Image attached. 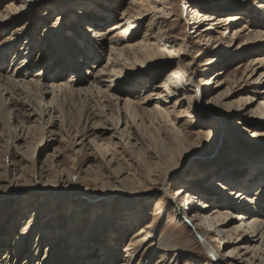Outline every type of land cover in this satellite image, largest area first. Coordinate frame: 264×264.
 Returning a JSON list of instances; mask_svg holds the SVG:
<instances>
[{
  "label": "rangeland",
  "instance_id": "obj_1",
  "mask_svg": "<svg viewBox=\"0 0 264 264\" xmlns=\"http://www.w3.org/2000/svg\"><path fill=\"white\" fill-rule=\"evenodd\" d=\"M209 1V6H196L192 0H48V4L38 0H4L0 4V18L8 23L5 30H0V44L13 43L9 59L14 52L23 51L24 44L30 41L35 50L29 55L25 52L24 59H29L32 66L41 59L44 67H52L50 72L54 75L60 70L54 66L58 55L53 56L57 26L62 25L66 47L87 53L83 41L97 29L96 23L103 33L120 17L123 21L137 17L132 41H142L135 49H119L120 54L113 51L112 59H117L115 66V61L112 63L113 69L116 67L123 78H128L146 69L148 63L173 61L158 73L150 69L147 76L140 78L133 94L142 93L144 97L145 91L152 90L150 99L155 98V92L164 88L162 79L174 65L176 68L181 65L176 71L178 78L190 75L201 90L208 87L209 92L199 100L208 110L221 114L226 122L220 130L216 124L198 116V104L185 94L174 108L170 107L173 101L167 104L168 111L171 110L169 116L160 111L153 114L143 110L144 104L139 103L133 105L137 113L130 110L127 115L122 112L125 97L137 98L128 95L127 88L113 94L94 90L86 95L77 92L59 95L57 121L49 126L32 111H38V97H25L22 91H16L13 95L18 101L16 109L8 108L4 112L7 115H3L15 117V123L7 129L0 117V256L11 249V261L23 264L33 255L40 260L54 246L59 256L68 261L66 264H87L88 253L96 250L101 242L113 240L115 248L111 249L108 244L102 254L104 261L109 260L108 264L111 257L116 258L114 264L125 258H129V264H157L158 260L160 264H213L208 263V254L196 234L175 217L167 196H172L180 187L199 192L202 182L209 184L221 176L223 181L219 182L227 186L236 184L240 189L245 186L251 196L262 199L264 98L260 95L264 92V80L258 81L264 73L260 63L264 53H258L260 48L255 45L264 39L260 34L264 33V0H245L242 10L237 12L223 9L222 0ZM233 13L240 17L233 24L228 19L207 21L211 14L224 17ZM91 14L101 16L102 20H91ZM79 18L86 20L76 28L86 31L84 36L76 33ZM125 27L131 35V27ZM114 35H108L109 43H113L114 49L121 48L127 34ZM109 43L102 50L104 55L110 49ZM252 43L255 45L249 46ZM169 44L183 53V57L172 55L173 51L167 48ZM47 51H52L51 57L43 56ZM116 53L119 55L114 58ZM208 58L220 60L208 67ZM91 61L92 58L87 62ZM207 67L210 70L206 71ZM65 71L67 79L70 69ZM219 71L222 72L217 80L214 74ZM255 96L263 99L248 105L246 100ZM120 111L123 117L115 128L112 120ZM193 153L198 154L194 162L190 161ZM220 166L242 175L222 177ZM225 185L221 186L225 188ZM234 192H228L227 199H234ZM123 197L134 198L127 215L123 211ZM185 198L193 200L189 193L180 200L181 204ZM262 204L264 215V200ZM31 217L33 220L25 229ZM157 224V238L168 236L170 240L164 252L152 255L149 253L154 241L148 238ZM200 229L205 240L223 254L222 236L210 235L202 226ZM139 230L141 233L134 237ZM95 232L100 241L95 239ZM17 240L22 244L18 247L21 252L16 255L12 248ZM54 260L51 256L47 264H54ZM57 260L60 264L61 260ZM259 260L254 264H264V256ZM238 263L253 264L252 261Z\"/></svg>",
  "mask_w": 264,
  "mask_h": 264
},
{
  "label": "bare ground",
  "instance_id": "obj_2",
  "mask_svg": "<svg viewBox=\"0 0 264 264\" xmlns=\"http://www.w3.org/2000/svg\"><path fill=\"white\" fill-rule=\"evenodd\" d=\"M4 0H0V4ZM10 1V0H9ZM48 0H38L39 3L41 4H48ZM8 2V1H7ZM187 2V1H186ZM192 2L196 6H202V5H210L209 0H192ZM199 3V4H198ZM7 4V3H6ZM189 4V3H188ZM244 4H246L245 0H222L220 2V5L223 6V9H227L230 11L237 12L238 10H242L244 7ZM9 5V4H8ZM195 6V7H196ZM260 6V5H259ZM13 7V6H10ZM8 7V8H10ZM194 7V6H193ZM238 7V8H237ZM230 8V9H229ZM236 8V9H235ZM264 8V7H263ZM128 18H130L131 14L129 9H126ZM125 12V14H126ZM76 13V12H71V14ZM100 13V12H99ZM198 13V12H197ZM196 13V14H197ZM199 12V15L200 16ZM79 14V13H76ZM3 15V14H2ZM97 15V14H96ZM94 14H91L89 18L91 20H99L100 17L105 16L103 13H100L99 17H97ZM126 15V18H127ZM211 17L207 21H224V20H231V23H236L237 21L240 20V17L237 16L235 13L233 14H227L224 17L222 16H213V14L210 15ZM108 18V17H107ZM119 18V17H118ZM237 18L239 20H237ZM123 19V18H122ZM120 17V20H115L112 24L108 25L107 28L105 29V32H99L100 28L98 25L95 26V31L98 30V32L93 31V34L91 36L88 34L87 37L83 41V48L85 51L87 50V53L80 52L75 48L72 47H66V44L62 38V25L57 26L55 28L56 34L53 35L55 39V50L53 56L58 55L57 59L54 61V66L60 67V70L54 75L52 74L53 72H50V69L52 68L51 66H46L42 65L41 59L38 60L37 64L31 65V63L24 59V53L30 54L32 51L34 52L35 46L34 44L31 45L30 41L26 42L24 44L23 51H18L14 52L11 56V59H9V52L13 46V43L10 42H3L0 44V117L3 120V123L7 126L12 125V123H15L16 118L15 117H9V116H3L7 115L5 114V110L8 108L14 107V110L16 109L15 107L18 105L17 98H14V94L16 91H22L25 95V97L32 98L33 95H36L38 97V111L32 110L36 112L37 117L42 120L48 122L49 126H52L57 121L56 117V110H59V105H58V97L59 95H63L64 93H86L87 92H92L94 90H97L99 93H111L113 94L114 91L118 90H125L128 88V91H126L129 94L135 93L134 90L138 86L140 78L147 76L149 70H154L157 73L160 72L161 68L164 66H167L170 64L173 60H168L166 62H158V63H148L146 69H140L137 73L132 74L128 78H123L120 73H118L116 67L113 69L112 63L117 59L113 61V55L112 52L120 51L125 48L127 49H135V45L138 44L142 39L138 40H133L132 41V35L136 32V22L138 18L134 17L131 20L124 19L123 21ZM102 20V19H100ZM113 20V19H112ZM77 26H75V29L79 26L78 24L82 21H86L85 19H78ZM88 21V20H87ZM94 24V23H93ZM196 24V23H195ZM8 23L6 22L5 19L0 18V30L3 29L5 30L6 26ZM129 25L131 29V35H128L126 30V27ZM264 25V24H263ZM80 28V26L78 27ZM121 30V31H118ZM209 30V29H206ZM87 34L86 31L76 29V33L80 35H85ZM198 30L194 31L193 33L196 34ZM110 33H114V36H119L123 37V34H127L125 37L126 39L123 40V45L122 47H118L114 49L112 47L113 43H109V38L107 39L108 35ZM260 33V31H258ZM51 34V33H50ZM238 34V32H237ZM261 35L264 33H260ZM1 36V34H0ZM199 35H196V38ZM241 34H239L238 37H240ZM118 39V37H117ZM250 40V39H249ZM87 43V44H85ZM110 44V49L108 53H105V55L102 53V50H105V46L107 44ZM165 43V41L163 42ZM167 43V42H166ZM170 43V42H168ZM122 44V43H121ZM16 45V44H15ZM255 44L252 43L249 46H254ZM168 49L173 51L171 53L172 55L178 54L177 56L179 58L183 57V53L177 52V49L173 48L172 44L167 45ZM256 47L260 48L258 50V53H264V39L257 42ZM25 47V48H24ZM70 48V50H69ZM72 49H75V52L72 51ZM255 50V49H254ZM123 51V50H122ZM130 51V50H129ZM113 52V53H114ZM136 52V51H135ZM177 52V53H174ZM255 52V51H254ZM74 53V54H73ZM77 56H76V54ZM89 56L87 57V54ZM119 54L121 52H118ZM116 53L115 57L116 58L119 54ZM170 53V52H169ZM9 54V55H8ZM51 57L52 51H47L44 53L43 56L47 55ZM90 55H92L90 57ZM93 59L92 63H88L89 59ZM260 58V57H259ZM7 66H5L6 61ZM212 60L211 58H208L207 64H209L208 67L214 66L217 61H219V58H214ZM105 60V61H104ZM116 61L114 66L116 65ZM105 62V63H104ZM181 62L177 63L178 65ZM261 67L264 68V58L261 60ZM214 64V65H211ZM211 65V66H210ZM87 67L84 69V67ZM118 67V66H117ZM177 67V66H176ZM175 65L171 68V71L162 79L161 83L162 88L161 90L155 92L156 97L153 99H150L152 94V90L150 91H145V96L141 95L138 93L137 95L133 94L134 97L136 96L137 98H133L132 100L129 99V97H125V104L122 107L125 111L122 110V112L128 115V112L133 110V113H137V110L134 104H144L142 106L143 110H148L151 113L155 112H164L168 116L171 113V110L168 111L167 104L171 103L172 105L170 106L171 108H174L175 104H180L182 102V98H180L181 95H190L192 96V99L198 104L197 106V115L200 116L203 119H206L209 122H212L218 126V128L223 129V125H225V119L222 117L221 114L215 111L208 110L206 108V105L202 104L201 101L199 100L205 92H209L208 87L204 90H201V86H196L195 81L193 79V76H184L186 78L179 79V75H177L176 71L177 69L180 70L181 65L179 68H176ZM206 68L205 70H210L209 68ZM165 68V67H164ZM65 69L69 70L70 69V74L68 78H64L65 74ZM212 69V68H211ZM36 70V71H35ZM35 71V72H34ZM190 72V71H189ZM222 71L216 72L214 75L215 79L218 80L219 74ZM183 74V73H182ZM225 74V73H223ZM154 76V75H153ZM157 76V75H156ZM261 79L258 81L261 83L264 80V73H261L260 75ZM141 78V79H142ZM65 79V80H64ZM220 81V80H219ZM217 81V82H219ZM258 83V84H259ZM221 84H218L217 86H220ZM264 85V84H262ZM207 86H209V83H207ZM210 87V86H209ZM160 89V86H159ZM166 89V90H165ZM260 92V91H259ZM96 93V92H95ZM88 94V93H87ZM91 94V93H90ZM154 94V96H155ZM93 95V94H92ZM91 95V96H92ZM84 96V95H82ZM142 96V98L138 97ZM258 96V94H257ZM260 96H263L264 98V92L261 93ZM24 97V96H23ZM22 97V98H23ZM28 98V100H29ZM185 98V97H184ZM255 96V98H248L246 100L247 104H254L260 99L263 98H258ZM88 99V98H87ZM24 100V98H23ZM37 100V99H36ZM89 100V99H88ZM179 100V101H178ZM257 100V101H256ZM30 101V100H29ZM154 101V102H152ZM263 101V100H261ZM28 103V102H27ZM264 103V102H263ZM152 105V107H148L149 105ZM31 105V103H30ZM264 105V104H263ZM29 106V105H28ZM34 106V104H33ZM32 106V107H33ZM42 106V107H41ZM31 107V108H32ZM138 107V106H137ZM30 108V109H31ZM35 108V107H34ZM87 112V111H86ZM121 112V111H120ZM122 112L119 114L118 117L113 118L112 121L115 123V128H118V125L121 122V119L123 116ZM142 112V110H141ZM29 113V112H28ZM150 113V114H151ZM89 114V113H88ZM87 114V116H88ZM142 114V113H141ZM154 116V115H153ZM167 116V117H168ZM172 118V117H171ZM176 118V117H175ZM170 120V119H169ZM157 121V120H156ZM171 121V120H170ZM176 125V124H175ZM90 129V128H88ZM87 129V130H88ZM129 129V128H128ZM183 130V129H182ZM209 130V129H208ZM91 131V130H90ZM179 132V131H178ZM89 132H86L87 134ZM223 133V131H221ZM178 134V133H177ZM95 139V138H94ZM98 143V142H97ZM105 146V145H104ZM109 146V145H108ZM107 148V147H106ZM198 154H192L190 161L194 162L198 157ZM189 161V162H190ZM188 162V163H189ZM225 167V166H224ZM223 166H220V170L222 171V177L224 176H234V177H239L242 175V173H234L233 170H231L228 167L224 168ZM223 169V170H222ZM230 169V170H228ZM232 171V172H231ZM219 178V179H218ZM214 180L213 182L206 184L205 182H202L201 184V190H198L199 192H196V189L194 191H191L185 188H177L175 192H173L172 196H167L168 202L172 204V209H173V214L175 217L183 222L184 224H187L189 228L196 234L198 238V242L201 244L202 248L205 250L206 254H208V263L211 261L213 264H239L243 263L244 261H252L254 264L255 262L258 263L260 262V256H264V215L263 209L261 208L262 200H264V194L261 196L262 199L259 200L256 198V196H251L249 193V190L244 186V189H240L239 185L236 184H231L230 186L228 184L225 185L223 182V178L218 177ZM227 178V177H225ZM250 178V177H249ZM123 179V178H122ZM235 179V178H233ZM246 180V179H245ZM250 181V179H248ZM120 182V180H118ZM255 181V180H254ZM253 182V181H252ZM257 183V182H256ZM189 184V183H188ZM187 184V185H188ZM221 185H225V188L222 187ZM244 185V184H243ZM253 185V184H252ZM250 186V184H249ZM236 187V188H235ZM252 187V186H251ZM227 189V191L225 190ZM236 189V190H234ZM233 191H237V195L234 199H227L229 197V193L232 194ZM243 191V192H241ZM194 192V193H193ZM229 192V193H228ZM58 193V192H57ZM63 192L59 193L62 194ZM190 193V198L193 200H190L188 198H185L184 204H181L180 200L187 195L189 196ZM215 196H214V194ZM250 195V196H249ZM258 195V194H257ZM60 196V195H59ZM133 199L132 197H123L124 203H123V211H125L126 215L130 213L132 210V205H133ZM257 204V205H255ZM252 205H255L254 207ZM259 209V210H258ZM34 216V215H33ZM32 216V217H33ZM131 216V215H130ZM31 217V220L29 223H27V226L25 229H27L30 226V222L33 220ZM93 217V216H92ZM110 217H106V219H109ZM129 218V215L127 216L126 220ZM101 218H99L100 220ZM93 220V219H92ZM90 220V222L92 221ZM205 228L206 231L210 233V235L213 233L215 235H221L223 240V249L225 250L223 254L218 253L213 246L208 243L204 236H202L200 232V227ZM111 228V227H110ZM45 231H47V227L43 228ZM138 230V229H137ZM159 230V224H157L153 228L152 235H149V240H153V247L150 246V253L149 254H154L155 252L162 251L164 252L165 246L169 244L170 237L164 236L162 238H157V233ZM25 231V230H24ZM142 231V230H141ZM141 231H135L136 233L133 235L134 237H137ZM47 233L45 232V235ZM60 233L58 234V236ZM93 235H95V239L98 238V234L95 232ZM145 237V236H144ZM3 238V237H2ZM144 238H142L140 241H142ZM97 240L100 241L98 238ZM137 240V239H135ZM146 240V239H145ZM145 243V242H144ZM22 244V241L18 244V240L14 243L13 253L16 255L20 253L21 251L18 250V247ZM108 244L111 245V249L115 248V241L111 240H105L104 242H101L96 250H92L90 253H88L85 256V259L88 260L87 264H108L107 261L103 260V253L107 249ZM173 245V244H172ZM16 246V247H15ZM169 246V245H168ZM86 248V246H85ZM129 249V248H128ZM173 249V248H172ZM128 251V250H127ZM183 251V250H182ZM73 250H71V253ZM111 250L109 251V253ZM125 252V250H124ZM112 253V252H111ZM126 253V252H125ZM131 253L127 252V256ZM133 253V252H132ZM58 254V248L54 246L50 247V249H47L42 256L40 260H37L38 258L33 257H28L25 259L26 264L30 260H34L31 264H47L49 263V259L52 256L55 258L53 261L54 264H58V260L60 264H66L68 261H65L62 256H59ZM133 255V254H132ZM207 257V256H206ZM12 259V250L11 249H6L5 253L3 256H0V264H2V261H4L5 264H18V261H11ZM28 259V260H27ZM161 259V258H160ZM263 259V258H262ZM37 260V261H35ZM103 260V261H102ZM116 258L111 257L110 263L109 264H114V261ZM105 262V263H104ZM129 258L121 259L119 263L117 264H129ZM175 262V261H174ZM233 262V263H232ZM148 262H145L144 264H147ZM161 260L157 261V264H160ZM256 263V264H257ZM166 264V263H164ZM260 264V263H259Z\"/></svg>",
  "mask_w": 264,
  "mask_h": 264
}]
</instances>
